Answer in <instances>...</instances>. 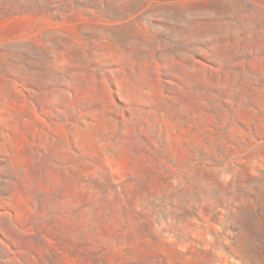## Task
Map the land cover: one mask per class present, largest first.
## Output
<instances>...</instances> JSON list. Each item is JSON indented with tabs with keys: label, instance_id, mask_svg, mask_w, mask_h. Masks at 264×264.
<instances>
[{
	"label": "rangeland",
	"instance_id": "374dc122",
	"mask_svg": "<svg viewBox=\"0 0 264 264\" xmlns=\"http://www.w3.org/2000/svg\"><path fill=\"white\" fill-rule=\"evenodd\" d=\"M0 264H264V0H0Z\"/></svg>",
	"mask_w": 264,
	"mask_h": 264
}]
</instances>
